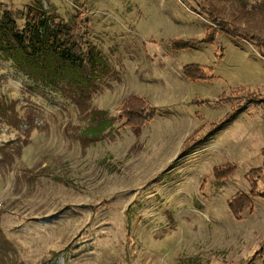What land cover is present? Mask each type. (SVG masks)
Segmentation results:
<instances>
[{"label":"rangeland","instance_id":"rangeland-1","mask_svg":"<svg viewBox=\"0 0 264 264\" xmlns=\"http://www.w3.org/2000/svg\"><path fill=\"white\" fill-rule=\"evenodd\" d=\"M34 12L72 27L82 67L22 53L5 16ZM132 95L154 112L139 128ZM263 159L264 0H0V264H264Z\"/></svg>","mask_w":264,"mask_h":264},{"label":"trees","instance_id":"trees-1","mask_svg":"<svg viewBox=\"0 0 264 264\" xmlns=\"http://www.w3.org/2000/svg\"><path fill=\"white\" fill-rule=\"evenodd\" d=\"M212 15V13H209L213 24H223V26H228L227 29L230 31H227L228 35L231 34L233 36L242 37L248 41L256 40L259 42V37L254 32H250L247 27L228 24L226 21L217 20ZM10 22L11 19L5 16L4 31L15 40L22 53L26 56L41 58V56L47 52L54 56L57 61L69 68H79L85 64L88 54L83 48L84 41H80L75 37L72 32V27L67 25L59 26L58 24L50 25V19H48L43 12H34L22 31L14 30V24L10 25ZM214 27L207 28L204 36L206 42H211L214 39L216 34V29H214ZM171 46L176 49L186 48L190 46V43L187 42V40L178 39L172 42ZM44 50H46V52ZM184 71L191 79L209 78V76L203 71V68L197 64L187 65V67H184ZM125 102L123 108V114L126 116L125 124L130 125L133 128L142 127L154 116L153 109H151L152 111L149 110V112H147L146 109L144 110L146 104L142 97L132 95ZM105 127L110 128V119H107V122L105 123H99L96 126H88L86 129L84 128L83 134L90 137H98L101 135V132ZM190 138H186L182 146H185ZM262 163H264V159ZM235 170L236 168L234 164L226 163L215 167L213 169V176L216 179H223L233 174ZM258 170L252 169L248 174L249 179L251 180V183L249 182L251 195H254V189L256 187L253 185L252 180H255L256 177H254V175L256 172H259ZM259 196L264 198V195ZM228 206L232 215L235 217L236 214H239L247 207L248 210L249 208L251 209L252 201L250 195L238 192L229 201Z\"/></svg>","mask_w":264,"mask_h":264}]
</instances>
